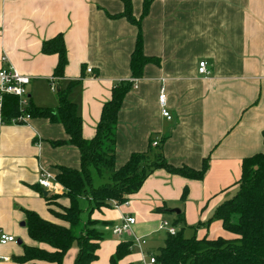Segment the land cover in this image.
I'll return each mask as SVG.
<instances>
[{
  "label": "crops",
  "instance_id": "crops-1",
  "mask_svg": "<svg viewBox=\"0 0 264 264\" xmlns=\"http://www.w3.org/2000/svg\"><path fill=\"white\" fill-rule=\"evenodd\" d=\"M143 2L131 0L135 18L141 16ZM123 8L122 0H0V68L10 64L29 77L26 92L34 106L55 109L57 88L80 79L68 97L77 104L82 136L88 140L113 84L131 81L118 113L116 166L145 151L150 140L161 143L164 157L175 166L199 169L209 159L201 180L158 169L126 203L93 212V219L111 226L90 264H109L118 243L142 236L143 249L133 248L119 262L141 264L163 245L166 236H156L158 227L171 215L174 222L183 217L185 234L233 238L220 220L207 221L236 193L242 160L264 150V0H150L140 19L143 52L159 64H146L136 79L129 61L137 28L125 18L108 16ZM57 35L68 60L61 78L53 76L57 55L41 51L42 43ZM200 61L207 62V76L198 72ZM161 88L170 119L161 115ZM63 139L67 135L59 123L34 117L26 124H4L0 108V232L29 244L25 227L20 229L23 209L50 217L37 189L39 172L79 166L76 147L52 145ZM92 175L95 185L108 179V174ZM184 187L188 193L181 201ZM177 208L179 214L172 211ZM123 216L134 217L135 223L129 233L115 236L110 228ZM18 245L0 244V264H18L12 259L22 251ZM76 253L72 246L62 264H73Z\"/></svg>",
  "mask_w": 264,
  "mask_h": 264
},
{
  "label": "trees",
  "instance_id": "trees-1",
  "mask_svg": "<svg viewBox=\"0 0 264 264\" xmlns=\"http://www.w3.org/2000/svg\"><path fill=\"white\" fill-rule=\"evenodd\" d=\"M149 1L144 0L139 18L132 14L131 0H122V12L108 15L110 18H125L137 28L129 61L133 79L142 75L146 64H159L158 58L146 56L143 52L140 19L147 14ZM41 51L57 55L53 76L63 77L68 60L62 36L45 40ZM82 71H85L83 66ZM79 82L80 79L72 80L66 87L57 88L55 109L36 107L28 99L26 111L31 118H46L62 125L67 139L54 141L52 145L76 147L79 166L55 167V178L66 189L62 194L44 196L37 186L50 217L44 218L35 211L23 209L24 227L30 243L21 240V253L12 257L18 264H62L63 257L72 246L77 248L73 264H90L97 259L100 242L106 238L105 229L111 226L110 222L93 219V212L111 208L113 203L119 206L126 203L155 170L163 169L192 180H201L208 170V157L203 159L199 169L169 163L163 155L161 143L152 146V140L145 151L132 153L122 166L117 167L115 131L118 113L132 82L113 84L110 99L102 105L95 134L88 140L82 136V118L77 104L68 97L71 88ZM0 108L2 123H11V119L20 114L18 97L5 94ZM262 137L264 146V131ZM93 171L100 178L108 174L107 181L95 185ZM235 184L236 193L220 203L207 221L220 220L223 229L234 237H185L186 226L183 217L178 215L175 224H181L180 229L174 235L167 234L163 245L151 252L157 264H264V150L242 160L240 177ZM187 193L188 189L184 187L181 201L186 199ZM81 199L87 201L86 209L80 207ZM131 245V241L118 243L109 264H119L131 254Z\"/></svg>",
  "mask_w": 264,
  "mask_h": 264
},
{
  "label": "built area",
  "instance_id": "built-area-1",
  "mask_svg": "<svg viewBox=\"0 0 264 264\" xmlns=\"http://www.w3.org/2000/svg\"><path fill=\"white\" fill-rule=\"evenodd\" d=\"M2 62H6V57H1ZM91 68H87V72H90ZM198 72L202 76H207L209 74V69L207 67V62L200 61L198 64ZM29 83V77L20 74L13 66L8 64L6 67L0 68V105L5 94L13 95L18 97V105L20 114L11 119L12 124H26L31 118L29 113L26 111L28 105V97L26 92V85ZM51 89L55 90V86L52 84ZM158 102L160 106L161 115L167 119L171 118L167 108H166V97L163 88L160 89ZM153 146L157 145V141L152 142ZM38 186L42 191H47L49 194H62L66 189L56 180L55 174L47 171L41 170L39 172ZM113 207L117 208L119 205L115 203L112 204ZM135 223V218L131 216L121 217L120 223L113 225L110 231L115 236H122L125 233H129L130 227ZM159 230H165L167 234L174 235L176 229L172 227L167 221H162L158 227ZM17 240L15 236L0 232V244L5 245L8 243H16ZM131 247L142 250L146 243V240L142 236H134L131 240ZM146 259L143 260L141 264H157L153 255L151 253L147 254ZM6 259V258H4Z\"/></svg>",
  "mask_w": 264,
  "mask_h": 264
},
{
  "label": "rangeland",
  "instance_id": "rangeland-1",
  "mask_svg": "<svg viewBox=\"0 0 264 264\" xmlns=\"http://www.w3.org/2000/svg\"><path fill=\"white\" fill-rule=\"evenodd\" d=\"M95 183H97V182H95ZM51 195H56V194H51ZM79 205H80V207H81L82 209H86V208H87V201H86L85 199H81V200L79 201ZM177 209H179V208H177ZM172 217H173L172 215H171V216H168V217H165V221H167L172 227H175L177 230H179L181 225H180V224H179V225H176ZM162 221H164V220H161L160 223H161ZM23 222H24V221H23ZM24 225H25V222H24ZM24 225H23V226H24ZM23 226H21L20 229H23ZM190 230H193V231H194V229H190ZM165 232H166L165 230H161V231H159L158 235H156V236H157V237H163V236H166L167 234H166ZM193 235H194L193 233H192V234H189V232H186V234L184 233V236H185V237H191V236H193ZM19 238H20V237H16V240H18ZM162 243H163V242H161L160 245H162ZM14 246H15V247H19V245H18L17 243H14ZM153 248H154V249H157L156 246H153ZM136 251H138V250H136ZM145 257H146V256H145ZM145 259H146V258H143V260H145Z\"/></svg>",
  "mask_w": 264,
  "mask_h": 264
},
{
  "label": "water",
  "instance_id": "water-1",
  "mask_svg": "<svg viewBox=\"0 0 264 264\" xmlns=\"http://www.w3.org/2000/svg\"><path fill=\"white\" fill-rule=\"evenodd\" d=\"M43 192V195L45 196V195H47V191H42ZM173 212H175L176 214H179L180 213V210L179 209H174V210H172ZM24 225V222H21V226H23ZM20 242H21V240L20 239H18L17 240V243L18 244H20Z\"/></svg>",
  "mask_w": 264,
  "mask_h": 264
}]
</instances>
